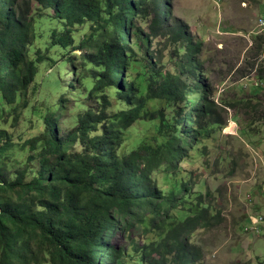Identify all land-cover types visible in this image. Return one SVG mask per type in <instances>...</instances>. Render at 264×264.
Segmentation results:
<instances>
[{
    "label": "trees",
    "instance_id": "trees-1",
    "mask_svg": "<svg viewBox=\"0 0 264 264\" xmlns=\"http://www.w3.org/2000/svg\"><path fill=\"white\" fill-rule=\"evenodd\" d=\"M170 2L0 0V96L9 106L28 95L41 67L53 61L31 52L45 18L38 10L53 9L63 27L54 33L52 49L82 52L81 73L70 71L74 82L58 110L38 113L44 130L22 148L32 155L14 175L8 158L0 168V264H199L194 234L219 227L224 218L189 183L179 185L171 177L203 137L224 129V110L239 103L214 101L202 79L201 43H193L186 24L174 22ZM151 16L148 37L189 41L173 70L150 71L151 63L146 68L134 57L132 33L137 21ZM86 25L90 34L74 47V28ZM257 77L264 80V64ZM71 97L73 112H85L65 130L61 121ZM82 98L96 107H86ZM150 103L160 110L149 113ZM145 120L156 121V132L128 152L127 131ZM3 143L0 163L13 146L5 131ZM161 168L166 176L159 188L153 174ZM136 227L141 243L130 241ZM125 237L129 246L118 247Z\"/></svg>",
    "mask_w": 264,
    "mask_h": 264
},
{
    "label": "rangeland",
    "instance_id": "rangeland-1",
    "mask_svg": "<svg viewBox=\"0 0 264 264\" xmlns=\"http://www.w3.org/2000/svg\"><path fill=\"white\" fill-rule=\"evenodd\" d=\"M170 4L174 22L186 24L193 43H201L202 79L213 91L214 101L219 105L239 103L235 109L224 110V129L216 130L209 139L203 137L179 164L175 178L171 177L176 184L189 183L193 194L203 195L224 218L219 227L194 234L192 242L200 251L199 264H264L263 228L258 235L245 230L246 227L251 228L250 216L264 215V199L259 190L264 173L261 165H257L260 159H264V80L257 77L264 64V27L261 25L264 0H171ZM37 13L45 18L39 22L40 40L31 52L33 58L42 52V56L53 61L41 67L36 83L17 105L9 106L0 96V132H7L13 145L3 155L0 168L8 158L10 175H14L19 165L32 155L23 153L26 142L44 130L38 113L57 111L63 94L67 92L65 89L74 82L70 71L74 68L80 74L82 70L81 51H73L72 47L66 52L52 49L54 33L63 31L54 10L42 9ZM152 18L137 21V28L132 33L136 42L134 57L146 68L151 63L150 71L173 70L186 54L189 41L175 43L169 34L148 37ZM169 24L172 27L173 21ZM74 30H77L73 34L74 47H78L90 34V29L86 25L77 26ZM65 56L68 57V65L64 64ZM183 79L194 84L186 76ZM25 101L29 103L28 110L24 109ZM65 101L68 102V112L61 124L66 130L73 123L72 118L85 109L74 113L75 98ZM246 101H252L251 105ZM80 102L86 107H96L95 102L84 98ZM160 108L158 103H150L147 109L152 113ZM167 114L172 115L170 111ZM67 117L70 120L65 121ZM156 129V121L135 123L126 133L127 151L152 137ZM6 164L9 165L8 162ZM165 173L161 168L153 174L159 188L164 187ZM192 199L194 201V196ZM130 235V241L143 242L139 227ZM130 241L125 237L115 244L127 248Z\"/></svg>",
    "mask_w": 264,
    "mask_h": 264
},
{
    "label": "built area",
    "instance_id": "built-area-1",
    "mask_svg": "<svg viewBox=\"0 0 264 264\" xmlns=\"http://www.w3.org/2000/svg\"><path fill=\"white\" fill-rule=\"evenodd\" d=\"M261 25L264 27V18L261 19ZM257 165H261V168L263 169V173H264V159H260L259 164ZM259 190L260 193L262 195V198L264 199V174L262 177L261 182L259 183ZM249 223L251 225V228L246 227V232H253L256 235H258L261 231V228H263L264 231V215H253L249 217Z\"/></svg>",
    "mask_w": 264,
    "mask_h": 264
}]
</instances>
